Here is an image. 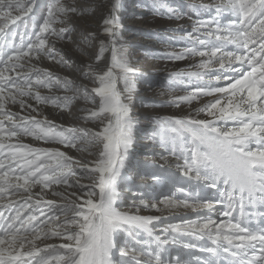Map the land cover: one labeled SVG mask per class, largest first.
Returning <instances> with one entry per match:
<instances>
[{"label":"snow or ice","instance_id":"1","mask_svg":"<svg viewBox=\"0 0 264 264\" xmlns=\"http://www.w3.org/2000/svg\"><path fill=\"white\" fill-rule=\"evenodd\" d=\"M36 7L33 0L29 3L0 0V201L9 194H20L21 190L28 194L24 203L14 209L15 215L5 217L0 212L3 220L0 224V264H188L179 257L169 258L168 249L164 247L181 244L184 248H196V243L183 242L185 235L207 237L215 244V247L200 249L208 254L204 264H264V0H221L217 11H230L237 19L226 26L218 20L198 21L193 32L187 34V39L198 47H187L169 55L174 60L200 57L196 67L202 70L178 73L173 84L182 82L184 76L204 80L210 74L217 81L229 80L225 71H237L234 64L238 63L241 68L248 66L239 78L224 87L196 86L188 95L175 96L170 101L179 107L181 103L191 105L201 96L214 97L195 110L197 115L204 113L212 119L188 116L161 120V132L153 137L176 159V167L183 176L210 188L224 186L222 196L226 204L218 213L224 219L214 220L208 215L201 220L169 224L163 231L177 234L171 239L154 237L150 225L165 214L189 210L214 212L216 209L212 201L192 193L182 198L175 193L165 194V185L155 172L149 175L160 186L158 193L148 194L147 198L145 193H140L138 203L134 202L128 211L118 207L119 189L127 183L126 163L135 152L133 132L137 121L118 88L123 80L124 92H132L130 74L134 70L127 64L122 46L117 48L115 39H111L115 37L117 26L114 15L103 21L104 33L110 39L107 45L100 41L96 66L87 64L81 69L83 76L96 84L91 91L100 98L98 110L90 111L85 119H99L104 124L101 130L90 132L62 127L58 130L46 117L40 120L34 115L19 116L9 110V104H18L22 110L37 111L25 97L58 108L69 107L77 98L75 95L42 96L40 87L62 86L69 91L72 82L47 69L36 68L32 62L44 55L50 60L56 59L55 41L51 38H65L70 31L65 25L66 18L76 14L78 8L62 0H53L43 23L34 27L32 36L25 40L26 32L21 33L20 27L23 25L27 29L26 18H30ZM159 8L164 10L162 0ZM167 14L170 18H178L171 8L167 9ZM56 25L61 26L57 28ZM202 29L205 30L204 38L198 34ZM88 38L94 40L96 34L89 33ZM228 44L234 45L236 51H224ZM108 51L111 52V66L99 70V63ZM60 62L70 63L63 59ZM12 73L16 74L15 78ZM217 121H223L225 127L218 126ZM229 121L234 126L228 127ZM185 133L192 138L191 146ZM24 136L77 151L86 140L90 144L99 142L102 150L92 165L82 164L59 148L33 147L20 142ZM76 169L81 178L88 177L92 183L84 184L79 179L70 183L69 178L77 175ZM60 184L68 188L78 186L83 195L53 192L64 199L76 197L67 205H56L42 198L36 200L35 207L29 203L33 199L32 189L37 185L50 189ZM180 191L183 193L184 189ZM7 203L11 204V199ZM42 203L59 215L48 216L39 207ZM258 206L261 210L253 211ZM141 208L153 209L161 215H140ZM234 212L238 215L234 216ZM41 216L47 218L41 220ZM257 216L261 220L252 227L251 222ZM33 222L45 227H37ZM121 231L127 232L133 243L120 247L121 259L116 261L113 249ZM145 234L149 242L155 243L151 251L144 246ZM54 237L62 242L48 243L43 248L38 244V241Z\"/></svg>","mask_w":264,"mask_h":264},{"label":"rangeland","instance_id":"2","mask_svg":"<svg viewBox=\"0 0 264 264\" xmlns=\"http://www.w3.org/2000/svg\"><path fill=\"white\" fill-rule=\"evenodd\" d=\"M22 2L29 3V0H22ZM33 2L37 7L34 9V13L30 15V18H26L27 29L23 25L20 27L21 33L26 32L25 40L29 36H32L34 27L43 23V19L47 15L48 5L53 0H33ZM62 2L78 8L76 14H70L66 18L65 25L70 31L64 39L51 38L55 41L57 51L55 60H50L44 55L39 61H33L32 63L36 68L47 69L54 75L62 79L67 78L72 82L69 91H65L62 86H54L52 89L40 87L38 90L42 96L75 95L77 98L69 107L58 108L50 103L38 104L34 99L25 97L24 99L33 105L37 111L33 112L31 109L22 110L18 104H9V110L18 113L19 116L34 115L40 120L46 117L58 127V130L60 127L64 129H88L90 132L101 130L104 124L99 119H85L90 111L98 110L100 98L91 91L96 84L93 80L85 78L81 69L85 67L83 63H97L95 56L99 52L100 41L103 40L107 45L110 39L104 33L103 21L110 15H114L117 26L115 28V37L111 39H115L117 48L122 46L127 64L134 70L130 74L133 85L132 92L130 94L124 92L123 80L119 82L118 88L125 97V103L131 106V114L134 120L137 121L136 128L133 132L135 152L126 163V169L124 171L126 173L127 183L123 184L119 189L121 198L117 201L118 207L122 211H128L132 208L134 202L138 203L140 193H145V198H147L148 194L158 193L160 186L149 175V173L155 172L161 177V181L165 185V194L172 195L175 193L182 198L184 195L192 193L203 198L204 194L209 191L216 195L212 201L216 205V211L211 213L218 214L221 212L224 204H226V200L222 196L224 186L221 184L219 189L210 188L204 185L203 182H198L195 179L183 176L176 167V159L170 156L162 145L158 143L157 139L153 137L161 132V120L188 116L196 119H212V117H207L204 113L197 115L195 110L212 101L214 97L201 96L199 100L193 101L191 105L181 103L179 107L170 103L173 97L188 95L196 86H204L205 84L224 87L231 80L239 78L240 74L247 70V65L241 68L236 63L233 65V68L237 69V71H225V74L230 78L229 80L221 79L217 81L214 75L210 74L204 80H198L195 76H184L182 82L173 84V79L178 73L202 71L196 67L200 57H190L183 60L169 58L170 54L181 52L187 47H198V45H194L187 39V34L193 32L197 22L218 20L222 26H226L234 22L237 17L227 10L221 9L217 11V5L221 3V0H162L164 5L163 11L159 8L161 0H62ZM119 8L121 11L120 14L117 13ZM168 8L173 9L178 18H170L167 14ZM60 26L56 25L57 28ZM212 27L214 29L215 25H212ZM204 31L202 29L198 33L201 38H204ZM89 33L96 34V39H89ZM32 38L34 39L35 37L33 36ZM224 51H236V47L228 44L225 46ZM106 58L107 60L111 59L110 51L104 53L103 61ZM61 59L70 61L69 65L60 62ZM216 69H219L218 65ZM12 75L15 78L16 74L12 73ZM83 84L87 85L83 86ZM85 88L88 89L87 93L84 92ZM129 95L130 99L128 98ZM85 96H87L86 99ZM216 123L220 127H225L223 121H217ZM227 126H234L233 122L229 121ZM185 135L188 138V145L191 146L192 138L190 134L185 133ZM12 142L16 143V140ZM20 142L30 144L33 147L59 148L61 151H65L73 156L74 159L80 161L82 164L88 163L89 165H92L96 161L99 151L102 150V144L99 142L90 144L87 140L80 145V151L65 148L63 145L55 143H45L42 140L37 141L31 136L21 137ZM252 147L255 146L252 145ZM165 158L168 160L167 163H165ZM76 170L77 175L69 178L70 183H74L77 179L84 184L92 183V179L88 177L81 178L79 169ZM181 188L184 189L183 193L180 191ZM53 192H64L66 195L76 192L78 195H83V192L79 190L78 186L68 188L60 184L52 185L50 189H46L37 185L32 189L33 199L29 203L35 207L36 200L42 198L45 201L52 200L56 205H67L71 200L76 199L74 196L70 199H64L61 196L53 195ZM37 193L40 195L37 196ZM26 195L28 194L23 193L22 190L17 195L9 194V196L5 197V200L0 201V212H3L5 217L10 214L15 215L14 209L19 208L24 203V197ZM9 199L12 201L11 204L7 203ZM222 200H224V203H220ZM39 207L48 216L59 215L58 211H49L46 204L42 203ZM258 210H261L259 206ZM253 211H256V209H253ZM208 212L206 210L200 212H192L189 210L174 215L165 214L160 221H154L150 225L153 229V236H167L171 239L177 234L172 232L165 233L163 231L169 224L201 220L203 217L208 216L206 215ZM35 214L38 215L39 213ZM233 214L234 216L238 215V212H234ZM140 215L157 216L161 215V213L153 209L141 208ZM46 218V216L40 217L41 220H45ZM63 219L64 217L61 216V220ZM33 223L37 227H45L38 222ZM0 224H3L2 219H0ZM182 239L184 243H196L197 247L188 249L182 247L181 244L166 245L164 247L168 249L170 257H173L172 254H179L183 260L188 261V264H204V260L208 258V254L201 252L200 249L203 247H215L213 241L207 237L200 239L199 237L185 235ZM143 241L145 242L144 246L149 251L155 247L154 242L148 241L146 234L143 235ZM61 242L62 240L60 238L54 237L38 241V244L43 248L45 244H59ZM132 243V237L127 232L121 231L116 238L113 259L119 261L121 259L119 255L120 247L130 246Z\"/></svg>","mask_w":264,"mask_h":264},{"label":"bare ground","instance_id":"3","mask_svg":"<svg viewBox=\"0 0 264 264\" xmlns=\"http://www.w3.org/2000/svg\"><path fill=\"white\" fill-rule=\"evenodd\" d=\"M117 13L118 14H120L121 13V11H120V8L117 10ZM83 23V22H82ZM57 45H59V44H57ZM109 54V53H108ZM107 54V55H108ZM84 64V66H86L87 64H91V63H83ZM93 64V66L95 67L96 66V63H92ZM82 65V64H81ZM109 66H111V59H108L107 60V58L104 60V61H102V62H100L99 63V70H106L107 69V67H109ZM87 84H83V86H86ZM74 114H76V112H74ZM78 116V115H77ZM81 116H84V115H81ZM219 194V193H218ZM216 197V195L215 194H212V193H210L209 191H207L205 194H204V199H207V200H209V201H213V199ZM214 206H216V205H214ZM208 210H206V212H207ZM256 211H259L258 210V207L256 208ZM220 213V212H219ZM206 215H212V219H217V220H222L223 219V216L222 215H218V214H212L211 212H208V213H206ZM234 215V214H233ZM255 219V220H254ZM253 220H252V222H251V226L252 227H255L256 225H257V223L261 220V217H259V216H257V217H255ZM169 254V257H170V253H168ZM257 254H259V253H257ZM172 256L173 257H179V258H181L182 259V257L179 255V254H172ZM171 258V257H170ZM183 260V259H182Z\"/></svg>","mask_w":264,"mask_h":264}]
</instances>
